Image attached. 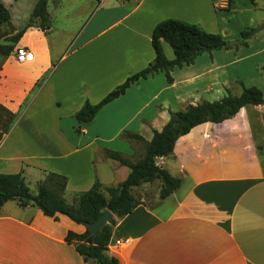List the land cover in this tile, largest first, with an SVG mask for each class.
Wrapping results in <instances>:
<instances>
[{
    "label": "crops",
    "instance_id": "1",
    "mask_svg": "<svg viewBox=\"0 0 264 264\" xmlns=\"http://www.w3.org/2000/svg\"><path fill=\"white\" fill-rule=\"evenodd\" d=\"M1 1L10 25L0 44L13 46L0 51V102L18 116L0 139V172L21 171L33 193L47 171L63 174L68 201L95 175L103 184L126 177L127 165L102 154L103 148L131 159L142 154L143 141L122 131L149 140L170 110L219 98L226 89L237 94L239 81L257 85L255 64L264 61V33L253 34L246 43L173 66L171 82L163 71L139 78L79 124L73 114L86 99L97 102L154 57L151 31L159 20L184 19L232 39L264 18L254 11L257 0H227L226 6L224 0H47L46 29L37 20L27 25L36 0ZM62 11L74 17L57 24ZM21 29L16 41L7 38ZM161 44L172 58L170 44ZM18 46L33 57L17 61ZM263 110V104H245L232 117L200 122L175 140L159 164L180 177L179 186L151 205L142 200L121 217L112 214L110 239H130L107 247L118 264H264ZM68 230L80 233L85 225L7 199L0 205V263L88 264L65 240Z\"/></svg>",
    "mask_w": 264,
    "mask_h": 264
},
{
    "label": "trees",
    "instance_id": "2",
    "mask_svg": "<svg viewBox=\"0 0 264 264\" xmlns=\"http://www.w3.org/2000/svg\"><path fill=\"white\" fill-rule=\"evenodd\" d=\"M253 1V0H252ZM10 14L0 0V38L5 34L4 27H9ZM38 21V26L46 29L50 26V15L47 10V0H36L28 19L27 25ZM252 27L243 28L240 36H245ZM21 30L10 34L12 42L16 41ZM161 39L166 40L173 50V57L168 58L162 48ZM225 39L219 32L208 31L198 23L190 22L176 17H166L159 20L151 31V44L154 49V57L142 68L128 74L125 79L106 93L97 102L85 100L74 112L76 121L80 124L91 120L97 110L114 96L123 92L125 88L139 78L152 75L157 71H163L168 82L172 81L171 69L173 66H181L193 62L194 58L204 52L213 49L228 47ZM242 39L241 43H246ZM11 44H0V51L8 53L12 49ZM264 72V65H261ZM241 90L237 94L228 89L216 99H202L196 103H187L183 108L169 111V118L160 129H154L152 137L145 140L140 134L128 130L121 132V136L143 141L142 154L131 159L117 150L102 149L104 157L116 159L119 163L129 167L126 177L115 184H103L95 175L90 187L77 191L68 201L65 196L66 176L54 171H47L42 179L36 183L35 193L30 191L21 171L0 172V205L7 199H16L20 205L32 203L38 206L48 216L57 217L58 213L69 216L76 222L86 224L98 217L104 208L112 214L121 217L131 211L141 197L133 192V187L144 182H152L158 179L159 198H163L180 184V177L174 176L162 165L156 162L159 156H168L173 152L175 140L186 133L194 125L210 120L219 122L232 117L238 109L245 104H263L264 95L256 85H244L239 81ZM18 116V110L14 111L0 102V139L10 130ZM264 118V110H263ZM77 131L80 125L75 127ZM115 217L111 215L101 225L95 236L85 225V230L77 233L68 230L65 235L67 242H72L75 249L85 261L89 257L93 260L88 264H118L116 256L107 252V244L110 240L112 226ZM2 264V263H0Z\"/></svg>",
    "mask_w": 264,
    "mask_h": 264
},
{
    "label": "rangeland",
    "instance_id": "3",
    "mask_svg": "<svg viewBox=\"0 0 264 264\" xmlns=\"http://www.w3.org/2000/svg\"><path fill=\"white\" fill-rule=\"evenodd\" d=\"M256 4H257L256 8H254V11H256L255 13L258 15L264 13V0H257ZM72 17H74V16L68 15L67 17H65V15L63 14V11H62L61 13H59V15H56L55 22L57 24H61V21L64 22V21H66V18L71 19ZM73 21L75 22V19ZM73 21L71 20L72 23H73ZM262 33H264V29H261L260 31L257 32V34H254V36L253 37L251 36V37L252 38L258 37V35H261ZM66 35H69V32H67ZM238 45H242V44H238ZM263 45H264V42L261 43L260 47ZM262 50H264V48ZM262 58H264V51L259 56V59H262ZM255 59L256 58H254L253 61ZM254 64H255V62H254ZM261 64L264 65V61H263V63H256L255 64L256 70H257V74H256V77H257L256 84L257 85L256 86H258L264 94V72L261 68ZM159 184H160L159 180L155 179L152 182H145L141 185L134 187L133 191L137 196L141 197L144 202H146L148 205H151V204L155 203L157 199H159V195H158L159 194Z\"/></svg>",
    "mask_w": 264,
    "mask_h": 264
},
{
    "label": "water",
    "instance_id": "4",
    "mask_svg": "<svg viewBox=\"0 0 264 264\" xmlns=\"http://www.w3.org/2000/svg\"><path fill=\"white\" fill-rule=\"evenodd\" d=\"M264 29V18L262 19V21L260 23H258L257 25L253 26L248 33L243 36V37H236V38H232V39H227L225 40L224 44L227 45H235L237 43H239L242 39H247L249 37H251L253 34H255L256 32H258L259 30ZM112 215V212L107 209L104 208L102 213L96 217L93 221L91 222H87L85 225L88 229L91 230L93 236H95L98 228L103 225L108 218ZM93 260L92 257H89L88 262L91 263Z\"/></svg>",
    "mask_w": 264,
    "mask_h": 264
},
{
    "label": "built area",
    "instance_id": "5",
    "mask_svg": "<svg viewBox=\"0 0 264 264\" xmlns=\"http://www.w3.org/2000/svg\"><path fill=\"white\" fill-rule=\"evenodd\" d=\"M224 5L227 3V0L223 1ZM226 6V5H225ZM33 57V53L31 50L23 47V46H18L15 49V59L17 61H25L27 59H30ZM159 157L156 158V162L159 163ZM130 242L129 238L126 237H115V238H111L108 241L107 247H109L110 245L114 244V245H126Z\"/></svg>",
    "mask_w": 264,
    "mask_h": 264
}]
</instances>
